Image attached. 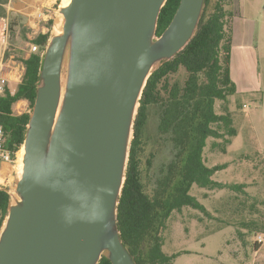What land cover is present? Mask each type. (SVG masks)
I'll use <instances>...</instances> for the list:
<instances>
[{"label": "water", "instance_id": "obj_1", "mask_svg": "<svg viewBox=\"0 0 264 264\" xmlns=\"http://www.w3.org/2000/svg\"><path fill=\"white\" fill-rule=\"evenodd\" d=\"M66 0L42 54L21 177L0 231V264H137L119 205L152 74L194 39L206 0ZM66 73V83L64 76Z\"/></svg>", "mask_w": 264, "mask_h": 264}, {"label": "trees", "instance_id": "obj_2", "mask_svg": "<svg viewBox=\"0 0 264 264\" xmlns=\"http://www.w3.org/2000/svg\"><path fill=\"white\" fill-rule=\"evenodd\" d=\"M181 0H168L158 25L160 36L171 23ZM10 0H0V18L8 17ZM235 0H206L198 31L190 44L174 59L162 64L150 77L140 101L134 126V140L119 205L121 237L137 264H172L177 256L166 255L162 232L174 212L192 208L209 214L207 208L191 194L192 188L237 189L214 180L224 166H207L204 150L210 138L223 140L213 146L232 144L238 132L228 108L229 97L238 92L232 79L233 23ZM53 21L49 23L52 26ZM50 33L39 34L34 40L37 53L24 59V76L17 90L9 88L0 95V124L8 140L13 160L21 151L30 113L16 115L14 106L28 100L34 107L42 54ZM14 71L6 68L3 75L11 78ZM217 101L223 102V113L216 111ZM157 108V132L168 144L170 160L163 164L149 193L142 180L141 159L145 145L144 130L148 112ZM224 151L226 149L223 148ZM10 194L0 189V231L8 215ZM257 246V244H256ZM259 250V248H258ZM100 264H112L103 258Z\"/></svg>", "mask_w": 264, "mask_h": 264}, {"label": "rangeland", "instance_id": "obj_3", "mask_svg": "<svg viewBox=\"0 0 264 264\" xmlns=\"http://www.w3.org/2000/svg\"><path fill=\"white\" fill-rule=\"evenodd\" d=\"M64 1L34 0L31 9L11 12L7 57L15 65L16 73L25 72L23 60L43 30L54 35L61 29L63 17L59 9ZM39 10L51 15L52 26L49 20L35 25ZM236 10L240 17L233 24L238 34L232 50V79L239 91L229 97L228 108L238 134L232 144L220 147L213 143L223 140L210 138L204 159L209 167H225L215 174L214 180L243 187L192 188L191 194L209 214L188 207L172 214L162 232L164 253L177 256L172 264H264V0H238ZM16 73L11 74L12 79ZM20 82L11 80L8 88L15 92ZM23 101L26 102L14 106V113L31 115L30 102ZM224 105L217 101L218 114L223 113ZM157 112V108L148 112L141 159L142 180L149 193L161 167L171 158L168 144L157 132ZM20 155L21 151L10 162L16 168L15 178L0 179V188L10 193L15 192L21 177Z\"/></svg>", "mask_w": 264, "mask_h": 264}, {"label": "built area", "instance_id": "obj_4", "mask_svg": "<svg viewBox=\"0 0 264 264\" xmlns=\"http://www.w3.org/2000/svg\"><path fill=\"white\" fill-rule=\"evenodd\" d=\"M46 21L50 23L53 21V18L50 14H46L43 11L39 10V12L35 16V25L37 22L40 21ZM41 34V33H40ZM9 40H10V20L8 17L6 18H0V95L5 94V92L8 89L9 83L11 80H14L15 82H20L24 76V73H16L15 65L13 62L9 60L7 57V52L9 50ZM38 46L35 44L31 45L30 53H37ZM10 68L14 71L15 76L14 78H9L7 76H4L3 73L6 70V68ZM7 134L4 129V127L0 124V163L2 162H13V156L12 153L9 151L7 147Z\"/></svg>", "mask_w": 264, "mask_h": 264}, {"label": "crops", "instance_id": "obj_5", "mask_svg": "<svg viewBox=\"0 0 264 264\" xmlns=\"http://www.w3.org/2000/svg\"><path fill=\"white\" fill-rule=\"evenodd\" d=\"M32 1L34 2V0H10V3L8 5V7H7L8 14H9L8 18L10 17L12 11L20 13V12L25 11L27 9H31L33 7V5H34L32 3ZM237 2H238V0H235V7H236ZM238 17H240V16H239V14L237 13V10H236V17H235L234 23L238 19ZM236 31L237 30H234V25H233V49L232 50H234V44H235V42L237 40L236 37H237L238 33ZM42 34H47V33H45V30H43ZM30 55H31V53L28 54L25 59H28L30 57ZM237 87H238V85H237ZM238 91H239V87H238ZM23 100L18 101L16 103V105L18 106L20 103L26 102V101H23ZM26 112H28V111H26ZM15 174H16V168H15L14 165H11V163H7V162L0 163V179H4V180H7V181H10V180H13V178H15ZM259 251L260 250H258L257 252H259Z\"/></svg>", "mask_w": 264, "mask_h": 264}, {"label": "bare ground", "instance_id": "obj_6", "mask_svg": "<svg viewBox=\"0 0 264 264\" xmlns=\"http://www.w3.org/2000/svg\"><path fill=\"white\" fill-rule=\"evenodd\" d=\"M23 155H24V150L22 149V150H21V155H20V159H21V161L23 160ZM20 159H19V160H20ZM21 166H22V162H21ZM21 169H22V167H21Z\"/></svg>", "mask_w": 264, "mask_h": 264}]
</instances>
